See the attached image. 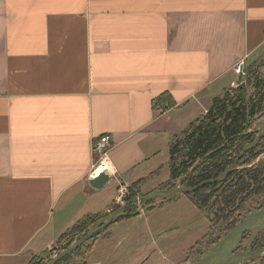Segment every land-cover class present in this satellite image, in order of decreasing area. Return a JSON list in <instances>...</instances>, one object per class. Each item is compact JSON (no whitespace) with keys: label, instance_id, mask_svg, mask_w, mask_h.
<instances>
[{"label":"crops","instance_id":"1","mask_svg":"<svg viewBox=\"0 0 264 264\" xmlns=\"http://www.w3.org/2000/svg\"><path fill=\"white\" fill-rule=\"evenodd\" d=\"M263 51L264 0H0V264L53 249L84 217L111 212L123 186L161 190L174 136ZM102 162L109 181L95 190ZM177 204L200 212L184 194L160 200L76 259L150 264L168 224L148 214ZM201 237L171 263L159 246L155 257L181 264Z\"/></svg>","mask_w":264,"mask_h":264},{"label":"trees","instance_id":"2","mask_svg":"<svg viewBox=\"0 0 264 264\" xmlns=\"http://www.w3.org/2000/svg\"><path fill=\"white\" fill-rule=\"evenodd\" d=\"M258 68L254 64L246 67L245 78L241 79L245 82L244 87L239 85L236 88L224 89L212 99L204 115L191 122L179 134L178 140L174 141L177 135L174 136L168 148L169 179L160 186L161 190L173 189L177 180L181 187L193 188L202 182L217 179L237 159L244 146L256 140L257 132L253 129V124L264 113V82L257 77ZM247 86L253 89L250 95H247ZM262 153L264 134L260 143L243 152L234 168L222 180L208 183L184 195L202 214H213L210 218L212 224L225 221L229 224L228 229H232L240 222L238 217L246 204H254L255 211L264 209V160L259 158ZM133 187L135 188L136 184L131 185L128 196L124 198L125 202L137 195ZM258 198L260 201L256 200ZM151 205L152 201L146 203L145 211H149ZM118 207L114 204L111 212ZM136 212V204H130L125 209L126 216L120 219L136 215ZM105 215H88L61 234L57 240L58 243L63 241L59 253L84 236ZM120 219L98 232L82 247H85L86 251L90 250L91 243ZM250 236L251 232L246 233L243 240ZM218 240L220 239H216L211 246ZM262 247L264 230L258 232L251 242L252 251ZM79 251L60 258L56 264H77L72 261V257H76ZM53 252L51 249L43 251L42 256L33 255L26 264H48L52 260Z\"/></svg>","mask_w":264,"mask_h":264},{"label":"rangeland","instance_id":"3","mask_svg":"<svg viewBox=\"0 0 264 264\" xmlns=\"http://www.w3.org/2000/svg\"><path fill=\"white\" fill-rule=\"evenodd\" d=\"M244 67H249L250 65L254 64L256 65L257 70V77L264 82V51L256 56H252L244 63ZM235 74V72H234ZM236 75V74H235ZM237 76V75H236ZM240 77L237 76L235 84L230 87V88H236L240 84H245V82L241 81ZM239 84V85H238ZM264 91V89H263ZM223 91L220 92V94ZM253 89L250 86H247V95L252 94ZM218 94V95H220ZM264 125V113L260 115L253 124V129L254 130H259L261 126ZM179 134L177 135V138L174 139L178 140L179 139ZM261 159L264 160V153L260 155ZM175 186H180L179 180L175 181ZM135 194V197L137 196H142L138 194V189L133 187ZM137 191V192H136ZM178 195V194H177ZM176 195V197H177ZM161 199H156L152 201V204H156L158 201ZM260 201V199H256ZM124 203V200L122 201ZM256 204V202H255ZM121 204H117V206H120ZM175 206V205H174ZM165 207L162 211L156 210L155 212H151L148 214L151 218V221H160V223H167L168 226H165V230L162 231L161 233V238L160 240L157 239L158 235L153 236V242L156 241V246L162 250V252L166 253L168 256V261L171 263L174 260H177L180 256L183 254V250L185 249L186 246L192 245L199 237H201L198 242H196L189 250L187 253L188 259L181 263V264H190L192 262L198 261L202 259L210 250L212 247V243L216 239H221L224 237L230 230L228 229L229 224L225 223V221H217L214 222L213 224L210 222V218L213 217V214L211 213H204L202 214L201 212H196L194 215L193 214H188L185 211V207L183 205H176L175 207ZM137 210H142L144 206L140 208V204L136 205ZM255 205L254 204H246L244 207L241 209V216L238 217V219L241 221L246 215L250 214L255 211ZM139 210V211H140ZM144 210V209H143ZM152 211V210H151ZM150 212V211H149ZM148 216V218H149ZM190 217V218H189ZM235 217V216H233ZM122 218V217H121ZM193 219V220H192ZM122 220V219H120ZM231 221V220H229ZM228 221V222H229ZM141 224V222H139ZM151 225V223H150ZM178 227V228H176ZM164 232V233H163ZM250 237L244 239L238 249V251H243L246 246H247V241L249 240ZM63 244L62 242H56L54 244V247L52 250L54 252L52 253V258L55 257L57 254H59V248ZM155 244L153 243L152 247V252H155L152 254V260L150 264H165V261L162 259H157L155 257V254H157L158 249L156 248ZM155 248V249H154ZM85 252V247L81 248L78 254H83ZM38 253L34 254L37 255ZM39 253L38 255H41ZM169 254V255H168ZM42 256V255H41ZM124 257V256H123ZM73 262L75 263H81L80 260H77L76 257L72 259ZM239 264H264V255L250 259L247 261H244Z\"/></svg>","mask_w":264,"mask_h":264},{"label":"water","instance_id":"4","mask_svg":"<svg viewBox=\"0 0 264 264\" xmlns=\"http://www.w3.org/2000/svg\"><path fill=\"white\" fill-rule=\"evenodd\" d=\"M245 84H240V87H244ZM264 133V126H262L258 130V135L254 143L244 146L242 151L240 152L237 159L227 168V170L217 179L209 180L200 183L199 185L193 188H183L181 186H176L170 190H157L151 194L144 196H137L131 199L130 201L124 202L120 205L116 210L107 213L104 217L98 220L89 231L82 236L79 240H76L72 243V245L65 251L60 252L48 264H56L57 261L72 253H76L81 249L82 245L88 242L96 235L98 232L104 230L110 224L123 216H126L125 209L130 204H140V208L144 206L146 203L156 200V199H166L170 198L177 194H188L191 193L208 183L218 182L222 180L227 173L234 168L238 159L242 156L243 152L247 149L256 145L260 136ZM109 177L107 174L101 172L96 175L92 180L89 181L90 187L95 190H101L108 183ZM140 210V209H139ZM139 210H137L136 214H139ZM264 230V209L259 211L251 212L246 215L238 224H236L224 237L218 240L209 250V252L200 260L192 262L190 264H239L244 261L254 259L264 255V247L258 250H251V242L255 235ZM251 232V236L247 241V246L243 251H238L239 246L243 241V236ZM75 255H73L72 259H74Z\"/></svg>","mask_w":264,"mask_h":264},{"label":"built area","instance_id":"5","mask_svg":"<svg viewBox=\"0 0 264 264\" xmlns=\"http://www.w3.org/2000/svg\"><path fill=\"white\" fill-rule=\"evenodd\" d=\"M244 63H245L244 61H241L234 68V72L238 77H240V80L245 78V71H244V69H245L244 65L245 64ZM109 144H110V140L107 136L101 137L96 143H94V145L92 146V150L94 153H97V154L104 153L107 150V148L109 147ZM129 189H131V186H123V187L119 188V191H118V194H117V197L115 200L116 205L119 203L121 205L123 204L122 201L124 200V198L126 196H128Z\"/></svg>","mask_w":264,"mask_h":264},{"label":"bare ground","instance_id":"6","mask_svg":"<svg viewBox=\"0 0 264 264\" xmlns=\"http://www.w3.org/2000/svg\"><path fill=\"white\" fill-rule=\"evenodd\" d=\"M108 168H109L108 165L106 163L102 162L100 164V166L95 169L94 173L97 174L98 172L108 171Z\"/></svg>","mask_w":264,"mask_h":264},{"label":"flooded vegetation","instance_id":"7","mask_svg":"<svg viewBox=\"0 0 264 264\" xmlns=\"http://www.w3.org/2000/svg\"><path fill=\"white\" fill-rule=\"evenodd\" d=\"M263 126H264V125H263ZM261 127H262V126H261ZM261 127H260V128H261ZM260 128H259V129H260ZM255 131L257 132V135H258V130H255ZM263 134H264V133H263ZM263 134L260 136L259 140L257 141L258 143H260V142L262 141V136H263ZM257 135H256V138H257ZM254 142H255V140H254ZM254 142H253V143H254ZM258 143H256V144H258ZM251 144H252V143H251ZM247 145H249V144H247ZM254 146H255V145H254ZM254 146H253V147H254ZM262 154H263V153H262ZM260 155H261V154H260ZM259 157H260V156H259Z\"/></svg>","mask_w":264,"mask_h":264}]
</instances>
